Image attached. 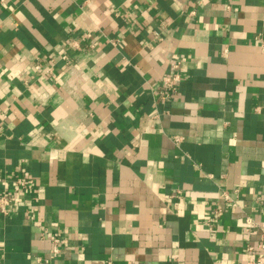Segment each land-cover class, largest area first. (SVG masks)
I'll use <instances>...</instances> for the list:
<instances>
[{"label": "crops", "instance_id": "1", "mask_svg": "<svg viewBox=\"0 0 264 264\" xmlns=\"http://www.w3.org/2000/svg\"><path fill=\"white\" fill-rule=\"evenodd\" d=\"M3 192L0 264L252 259L264 0H0Z\"/></svg>", "mask_w": 264, "mask_h": 264}, {"label": "built area", "instance_id": "2", "mask_svg": "<svg viewBox=\"0 0 264 264\" xmlns=\"http://www.w3.org/2000/svg\"><path fill=\"white\" fill-rule=\"evenodd\" d=\"M173 66L174 68H176L178 64L175 63ZM180 80L181 75L177 71H171L170 73H167L160 78L159 93L160 99L162 101L171 100L174 93H176L178 90V84ZM179 139L180 137L178 136L174 137L175 141H178ZM30 182V179L17 177L13 181V189H25ZM225 196L228 200H230L228 195ZM12 203L13 199L8 195V193L3 192L2 194H0V213L3 215H8ZM246 220L248 223L252 222L249 217H247ZM51 242L50 254L51 256H55L61 250L62 239L59 236H53ZM248 249L253 250L255 252V255L245 264H264V226L261 227L260 239L257 245L249 246Z\"/></svg>", "mask_w": 264, "mask_h": 264}]
</instances>
